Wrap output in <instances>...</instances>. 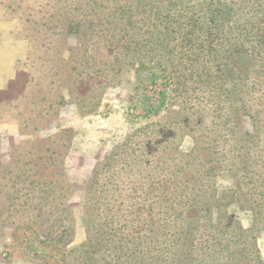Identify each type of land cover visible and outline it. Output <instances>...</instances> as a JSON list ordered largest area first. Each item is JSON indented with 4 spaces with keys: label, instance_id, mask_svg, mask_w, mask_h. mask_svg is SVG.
<instances>
[{
    "label": "rangeland",
    "instance_id": "obj_1",
    "mask_svg": "<svg viewBox=\"0 0 264 264\" xmlns=\"http://www.w3.org/2000/svg\"><path fill=\"white\" fill-rule=\"evenodd\" d=\"M26 1H32L27 6L29 11L32 6V20L44 16L40 11L52 4L48 0ZM66 1H55L56 10ZM99 1L113 5V0ZM176 1L188 11V16L214 15L220 27L213 29L219 30L221 37L225 34L224 45L234 43L233 34L227 37L231 24L225 21V16L232 7L230 3L225 5L228 0ZM13 6L10 0H0V264H196L190 257L180 261L175 258L177 254L170 243L176 230L164 231L172 219L167 220L165 215L154 219L147 216L143 231L137 224L125 231L118 215L110 218L99 212H86V191L96 170L101 176L110 168H203L201 182L205 186L218 189L231 186V178H221L217 168L224 171L239 165L245 167L246 160L254 158L249 149L256 141L253 120L258 115L257 108L252 106V96L246 106L237 103L230 109L226 105L218 116L211 111L200 112L207 106L199 105L197 100L207 102V99L197 91L208 89L205 84L194 87L193 80L188 81L190 69L182 56L181 30L174 35L167 32L162 35L161 26L150 21L149 27L154 31L150 35L154 40L150 55L133 65L121 66L116 78L104 87L95 112L81 115L65 94L55 120L35 121L30 111L35 104L44 102L37 101L43 88L48 90V79L40 86L31 84L44 76L41 69L55 71L61 60L70 59L77 36L74 32L61 35L60 18H55L54 31L60 34L58 41L51 43V49L55 46L59 53L55 57L43 54L42 45L47 42L40 27L43 22L28 26L26 18L17 17L23 9ZM142 39L138 36L136 42L142 43ZM40 54L46 59L40 61ZM225 89L233 91L234 86L228 84ZM198 114L203 116L201 135L193 131ZM213 117L216 122L221 120L216 127ZM219 135L223 145L217 143ZM229 136L243 143L245 153L241 161L236 162L243 154L233 150L231 142L226 141ZM20 172L38 186L32 199L36 213L28 222L14 214L5 222L3 196L11 192L10 184L15 181L23 189ZM54 189L56 196H52ZM179 190L180 186L174 200L161 197L156 204L163 201L177 204L181 200L188 204V198L177 193ZM50 192V197H46ZM26 193L24 189L21 192L23 203ZM51 201L55 207L49 211ZM37 206L45 207L37 212ZM239 206L230 207V212L238 217L243 230L249 231L250 213ZM65 228L72 230L69 237L63 238ZM253 236L259 251L257 264H264V229L256 228ZM151 242L161 245L153 247ZM183 243L188 248L187 241ZM228 252L235 264L247 254V249L231 245ZM198 261L205 263L203 258Z\"/></svg>",
    "mask_w": 264,
    "mask_h": 264
},
{
    "label": "trees",
    "instance_id": "obj_2",
    "mask_svg": "<svg viewBox=\"0 0 264 264\" xmlns=\"http://www.w3.org/2000/svg\"><path fill=\"white\" fill-rule=\"evenodd\" d=\"M55 1L48 0L52 4L40 11L44 16L32 20V6L29 7L30 11L27 8L32 1L10 0L15 9H23L17 17L19 20L26 18L28 26L43 22L40 27L47 40L42 45L43 54L50 53L55 57L59 53L55 51V46L51 49V43L57 42L60 34L54 31L57 26V23L53 25L55 18H60L61 35L74 32L77 36V44L70 50V59L61 60L60 69L58 67L55 71L41 69L44 76L38 83L31 84V87L40 86L48 79V90L43 88L37 101L44 102L35 104L30 111L32 117L37 119L35 121L50 123L55 120L65 102V94L81 115L95 112L104 87L116 78L121 66L133 65L150 55L151 44H154L150 38L154 33L149 27L150 21L161 26L162 35L164 32L174 35L176 30H181L184 40L182 56L190 69L188 81L192 79L194 87L205 84L208 89L197 91L199 95H206L207 99V102L197 100L199 105L207 106L201 108L200 112L211 111L212 115L218 116L226 105L230 109L237 103L246 106L249 96H252V106L257 108L258 116L253 120L256 133L253 138L256 141L249 149L255 159L251 157L246 160L245 167L239 165V168L224 171L217 168L221 178H231V186L221 189L205 186L201 182L203 168H110L101 176L96 170L86 191V212H99L110 218L118 215L117 218L122 219L125 225V231H129L133 224L141 225L143 231L147 216L154 219L165 215L167 220H172L164 231L176 230L170 246L175 250L178 261L190 257L196 264H201L199 258H203L204 264H234L228 255V246L240 245L247 249V254L240 256L235 264H257L260 258L253 233L256 228L264 229V0L226 2L225 5H232L225 16V21L231 24L227 27L231 30L227 37L234 35V43L228 46L222 42L225 34L221 37L220 31L215 30L220 25L214 15L188 16V11L179 6L176 0H163L160 3L155 0H113L112 6L99 0H67L60 10H56ZM114 14H117V18ZM205 26L210 28L206 29ZM138 36L143 37L142 43L136 42ZM43 54L39 55L40 61L46 59ZM228 84L234 86L233 91L225 89ZM197 117L199 119L193 131L201 135L203 116L198 114ZM213 120L215 127L220 124L221 120H217L218 124L214 117ZM221 136L216 139L218 145H223ZM226 141L231 142L234 151L243 154L236 160L241 161L245 153L243 143L234 136H229ZM19 176L27 192L26 201H20L23 189L15 184L17 181L10 184L11 192L3 196L2 203L7 213L3 220L5 222L13 214L14 217L26 218L28 222L29 217L36 213L32 199L37 195L38 186L35 187V180L30 181L24 175L22 177L21 172ZM15 179H18L17 176ZM184 184L190 186H181ZM179 186L177 193L188 198L186 206L182 200L177 204L164 201L156 204L161 197L163 200H174ZM52 191V196H56L55 189ZM50 194L46 197H50ZM52 203L48 204L49 211L55 207ZM238 205V208H247L250 213L249 231L243 230L238 217L230 212V207ZM43 208L37 206V212ZM71 230L65 228L63 238L69 237ZM184 241H187L188 248ZM151 243L153 247L161 245Z\"/></svg>",
    "mask_w": 264,
    "mask_h": 264
}]
</instances>
